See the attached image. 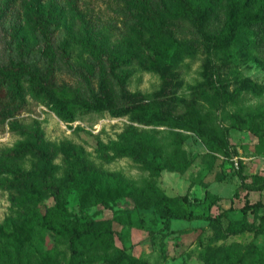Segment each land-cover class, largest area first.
Instances as JSON below:
<instances>
[{
  "label": "rangeland",
  "instance_id": "obj_1",
  "mask_svg": "<svg viewBox=\"0 0 264 264\" xmlns=\"http://www.w3.org/2000/svg\"><path fill=\"white\" fill-rule=\"evenodd\" d=\"M0 0V62L12 56H25L34 67H43L42 42L31 28L26 11V0H16L13 8L5 12ZM170 1V0H168ZM31 3L34 0H30ZM63 12V20L57 31V42L70 35L85 37L88 30L75 17L68 0H54ZM78 8L95 26L92 37L103 46L107 57L125 59L130 76L125 82L130 95L142 93L149 98L168 97L166 105L175 111H187L196 102L208 108L204 89L219 81L251 79L264 85V45L256 41L264 37L262 28L254 33L241 34L227 51L213 55L205 53L196 42L193 25L177 19L173 27L180 41H189L183 46L175 43L161 46L150 30L137 29L139 20L131 14V5L125 0H78ZM225 19V10L214 11L208 25L220 27ZM74 69L61 61L58 79L67 88L88 94L82 77L85 72L97 70L91 54L82 46L71 43ZM168 65L167 77L159 66ZM97 87L99 82H96ZM168 89V95L165 91ZM18 118L26 124H38L44 131L42 143L52 152L51 173L55 184L65 195L66 206L71 213L70 221L85 226L89 232H106L112 237V246L107 253L114 255L126 250L145 264H206L207 249L226 244L234 252L252 250L245 264H259L264 257V234L252 232L231 235L218 239L216 228L208 215L224 214L223 221L246 220L261 224L264 216V190L248 191L241 187L237 170H242L248 182L264 178V150L257 144L264 134V92L257 96L244 91L237 105H229L218 111L217 121L231 127L230 140L236 149L231 159L223 156L211 160L204 144L193 132L166 125L134 122L129 116H114L109 112H81L73 122L63 121L48 105L29 98L28 106ZM129 128L147 139L155 138L162 145V163L176 162L184 167L167 165L156 175L135 159L124 156L111 162L105 161L99 151L100 142L111 144L120 141V136ZM177 133L186 136L179 146ZM23 136L13 132L6 124L0 127V156L15 145ZM264 142V140H263ZM75 152H80V157ZM149 157L153 152L149 151ZM238 161L239 165L235 164ZM234 161V164H233ZM30 178L18 187L0 184V251H12L15 239L23 242L22 248L39 264H64L68 246L52 228L41 225L38 220L47 217L54 224L63 223L55 214L57 200L54 189L42 188L40 176L43 160L26 155L14 160ZM16 179L10 173H0L1 180ZM96 181L105 194V203L94 198H84V192L92 190ZM152 185L160 187L167 195L190 194L192 202L188 209L195 213L194 220L174 219L169 228L155 207H143L130 197L136 189L148 190ZM260 202V207L243 211L246 201ZM104 253L103 251H101Z\"/></svg>",
  "mask_w": 264,
  "mask_h": 264
},
{
  "label": "trees",
  "instance_id": "obj_2",
  "mask_svg": "<svg viewBox=\"0 0 264 264\" xmlns=\"http://www.w3.org/2000/svg\"><path fill=\"white\" fill-rule=\"evenodd\" d=\"M16 0H5L4 11L13 8ZM75 11V17L88 30L85 37L70 35V38L57 42V31L63 20V12L58 9L54 0H26V11L31 28L42 42V55L45 59L43 67H34L25 56H12L6 62H0V127L8 125L13 132L23 136L14 146L6 148L0 156V173H10L16 179L1 180L0 184L6 187H18L30 178L14 160L26 155L40 157L44 164L40 176L42 188L51 186L57 200L55 214L63 223L54 224L47 217L39 218L38 222L52 228L64 238L68 251L65 253L64 264H145L139 258L130 255L126 250H119L114 255L107 253L112 246V237L106 232H89L85 226L76 225L70 221L71 213L66 203L65 195L60 186L56 185L51 165L52 152L42 143L44 131L38 124H26L18 116L26 110L29 98L42 102L51 108L63 121L77 120L81 112H109L118 117L129 116L132 121L143 124L166 125L180 130L193 132L207 149L211 160L219 156L231 159L236 155V149L230 140V130L234 125H224L217 121L218 111L229 105H237L244 91L261 95L264 85L251 79H236L234 88L231 82L225 79L213 87L204 89V98L207 109L199 107L193 102L187 111L175 112L166 105L168 97L149 98L147 95L137 93L130 95L126 92L125 82L130 76L125 59L107 57L103 46L92 37L95 26L78 8V0H68ZM131 5V14L139 21L135 27L150 30L155 40L161 46L167 47L175 43L186 46L189 41H180L173 27L177 19L189 21L196 33V42L201 45L205 53L213 55L216 52L227 51L228 47L236 42L241 34L254 33L262 28L264 33V0H125ZM220 7L225 10V19L220 27L211 29L209 19L214 11ZM142 28V29H141ZM71 43L82 46L89 52L96 63L94 72H85L82 75L88 94L67 88L65 83L58 79V66L61 61L67 67L74 69ZM259 46L264 45V37L256 41ZM159 66V70L167 77L170 68L168 65ZM99 82L97 87L96 82ZM168 89L165 94L168 95ZM177 144L180 146L186 139L182 133ZM261 137L257 144L260 151L264 150V134L257 130ZM153 155L149 157V151ZM101 157L111 162L115 158L128 156L160 175L163 167L172 163H162L163 149L160 142L147 139L138 134L136 129L129 128L120 136V141L111 144L100 142ZM80 157V152H75ZM234 164V161H233ZM174 167H184L180 161L173 162ZM241 178V187L248 191L264 190V178L248 182L242 170H237ZM137 205L143 207L155 206L165 219V227L171 226L174 219L194 220L196 215L188 209L192 202L190 194L176 196L167 195L157 185L148 190L136 189L129 192ZM84 198H94L99 203H105V194L100 184L92 183V190L84 192ZM260 202L246 201L242 210L260 207ZM224 214L208 215L216 228L218 239L225 240L231 235L252 232L259 236L264 234V216L261 224L256 225L246 220L230 221L227 225L223 221ZM16 247L12 251H0V264H39L33 261L30 253L23 251L19 238L15 239ZM234 252L226 244L210 246L206 252V264H245L246 258L252 250ZM103 251L104 253H102ZM264 264V257L259 260Z\"/></svg>",
  "mask_w": 264,
  "mask_h": 264
},
{
  "label": "built area",
  "instance_id": "obj_3",
  "mask_svg": "<svg viewBox=\"0 0 264 264\" xmlns=\"http://www.w3.org/2000/svg\"><path fill=\"white\" fill-rule=\"evenodd\" d=\"M235 164H236V165H239V163H238V161H237V160L235 161Z\"/></svg>",
  "mask_w": 264,
  "mask_h": 264
}]
</instances>
